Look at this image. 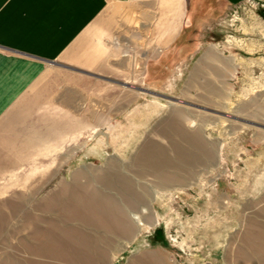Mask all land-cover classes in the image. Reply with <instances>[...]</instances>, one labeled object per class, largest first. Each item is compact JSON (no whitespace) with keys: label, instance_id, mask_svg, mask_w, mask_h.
Listing matches in <instances>:
<instances>
[{"label":"crops","instance_id":"crops-1","mask_svg":"<svg viewBox=\"0 0 264 264\" xmlns=\"http://www.w3.org/2000/svg\"><path fill=\"white\" fill-rule=\"evenodd\" d=\"M242 1L0 0V184L4 175L20 167L18 152L38 151L39 147V151L49 152L48 144H54V140H48L49 136H58L60 142L67 141L71 145L69 150L76 153L74 160L64 159L59 166L81 169L88 162H106L108 171L113 168L122 178L117 181L109 176L72 177L71 183L76 187L80 184L81 193H84L83 184L99 183L102 178L112 180L115 185L110 190L112 196L108 195L112 204L99 209L97 214L114 216V224L108 227L107 219H100L97 232L90 233L81 225L63 224L57 218L58 223L53 226L49 223L37 232L38 238L43 235L39 252L43 259H159L143 255L130 257L126 253L142 243L144 238L138 233L146 232L147 216L151 214L146 201L162 190L148 188L152 182L138 170L152 168L148 165L156 159L163 162L162 154H154L164 148L171 157L169 144L112 145L109 137L125 136L126 130L136 134L159 127L168 133L177 123L191 140L182 144L183 149L194 147V135L181 125L184 120H175L185 113L173 110L171 100L178 98L173 91L182 87L183 74L202 47L200 35L195 33L197 25L218 10ZM213 50L210 47L205 51L206 59L215 57ZM47 86L57 90L43 97L39 89ZM40 104H48L49 110L60 116L53 117L59 123L38 128H46L43 132L30 122ZM166 109H170L168 114ZM51 129L55 130L48 132ZM101 136L107 137V141L103 143ZM20 137L23 139L19 141ZM59 146L57 151L67 150ZM3 153L8 155L5 159ZM201 157L202 154L198 159ZM116 160L133 172L118 171L121 164L117 166ZM179 167V164L174 166L178 170ZM134 171L139 175L135 176ZM171 175L164 174L161 178L173 181ZM168 183L177 184L169 185L168 191L176 190L179 184L177 180ZM29 196L15 193L6 199L27 202ZM3 198L0 191V201ZM34 198L31 196V200ZM2 205L0 202V241L17 239L19 216H26L27 233L22 238H26L28 247H33L34 208L19 210L17 202L10 207ZM84 208L88 207L80 209ZM56 211L59 216L80 212L66 208Z\"/></svg>","mask_w":264,"mask_h":264},{"label":"rangeland","instance_id":"rangeland-1","mask_svg":"<svg viewBox=\"0 0 264 264\" xmlns=\"http://www.w3.org/2000/svg\"><path fill=\"white\" fill-rule=\"evenodd\" d=\"M208 17L197 25L195 33L200 35L202 47L185 70L182 87L173 91L178 98L171 100L173 110L185 113L179 118L174 115L175 120H184L181 125L200 138L201 142L198 139L195 146L199 144L202 148L189 146L190 151L184 150L182 144L191 140L177 123L168 133L159 127L137 131V135L126 130L125 136L109 137L112 145L169 144L171 157L165 148L154 154L163 155V168L160 159L148 165L152 168L138 170L136 167L152 182L148 188L162 190L146 201L151 214L147 216L146 232L138 233L144 238L142 243L134 244L126 253L130 257L143 255L159 259H43L39 253L43 235L38 238L37 232L49 223L52 226L58 223L57 218L63 224L81 225L90 233L97 232L100 219L106 218L108 227L114 224V216L97 214L99 209L112 204L108 200L115 185L112 180L102 178L99 183L83 184L84 193H81L80 184L76 187L71 183L72 177L109 176L122 180L113 168L108 171L106 162H88L81 169L59 166L64 159L74 160L76 153L69 150L71 145L67 141L60 142L58 136H49L48 140H54L55 144H48L49 152L39 151L40 147L38 151L18 152L20 167L2 177V206L10 207L17 202L19 210L34 208L36 237L29 238L34 246L28 247L26 238H22L27 233V217L19 216L18 238L0 241V264H264V0H244ZM210 47L215 57L206 59L204 53ZM39 90L43 97H49L57 88L47 86ZM42 105L34 109L30 122L43 132L46 128H38L59 123L53 117L60 116L49 110L48 104L42 110ZM169 111L166 109L165 114ZM43 137L47 139L40 136ZM100 138L104 139L103 143L107 141V137ZM60 144L67 150L57 151ZM199 154L203 158L198 159ZM3 155L4 159L8 156ZM116 164L121 163L116 160ZM178 164L179 170L174 168ZM118 171L133 172L122 164ZM162 173H172L170 180L179 183L176 190L168 191V182L173 181L161 178ZM134 175L139 174L134 171ZM183 180L188 182L184 184ZM15 193L29 194V201L6 199ZM33 195L35 198L31 200ZM92 206L95 208H89ZM83 207L88 208L80 209ZM48 208L50 211L45 210ZM58 208L80 212L59 216ZM136 238L137 234L132 243Z\"/></svg>","mask_w":264,"mask_h":264},{"label":"bare ground","instance_id":"bare-ground-1","mask_svg":"<svg viewBox=\"0 0 264 264\" xmlns=\"http://www.w3.org/2000/svg\"><path fill=\"white\" fill-rule=\"evenodd\" d=\"M193 140H194V142H197V140H198V137H196V136L194 135V139H193ZM195 145H196V143H194V146H195ZM195 147H196V148H197V147H199V148H200L201 146L198 144V145H197V146H195ZM201 148H202V147H201ZM204 151H205V150H204Z\"/></svg>","mask_w":264,"mask_h":264}]
</instances>
